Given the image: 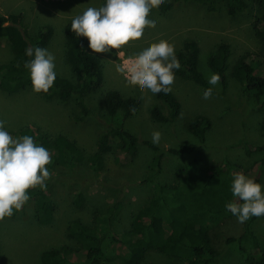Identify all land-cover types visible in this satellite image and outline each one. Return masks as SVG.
<instances>
[{
	"label": "rangeland",
	"instance_id": "374dc122",
	"mask_svg": "<svg viewBox=\"0 0 264 264\" xmlns=\"http://www.w3.org/2000/svg\"><path fill=\"white\" fill-rule=\"evenodd\" d=\"M246 1L249 8L234 16L227 11V0H217L215 10L208 2L197 0H165L159 7H153L150 14L157 16L158 22L147 24L142 36L131 37L120 49H113L110 53H96L103 62L104 81L96 93L89 95L87 102L93 114L83 121L73 119L72 114L77 111L74 103L48 101L43 98L42 92L35 93L31 87L13 94L0 89V120L5 122L4 126L10 133L27 125H33L49 136L64 133L81 146L87 157L98 150L100 137L109 124L117 126L124 122L122 111L111 116L103 106L102 94L112 89L118 90L124 96H134L140 100L138 110L125 126L141 140L136 156L130 157L121 150L119 140L113 137L111 150L105 154V166L99 173H94L87 164L73 170L57 165L46 166L50 172V178L45 181L46 190L54 200L56 218L50 225H40L35 218L34 202H30L17 217L0 220V264H41V253L48 247L62 242L75 245L67 231L70 219L79 217L87 226L97 229V214L107 211L117 200L122 206L116 229L122 233L135 223V215L151 200L157 184H176L181 167L195 159L206 169L230 161L239 166L236 173L242 172L264 185V151L255 150L264 146V111L232 75L233 66L242 55L258 53L262 49L254 27L258 9L254 0ZM103 2L0 0V15L22 14L33 35L44 25L53 26L54 35L47 49L55 56V71L62 76L72 77L65 54L66 24L85 8L99 7ZM166 3H174V6L164 11ZM159 39L173 43L176 53L182 50L186 41H196L200 47L199 68L206 77L213 73L208 65L209 56L217 51L220 43L228 44L232 52L227 70L228 85L223 86L220 81L212 86L213 92L208 99L202 97L203 87L199 84L175 76L171 91L181 102V113L173 123L155 121L151 115L152 108L158 106L166 113L169 109L167 104L157 94L142 90L138 84L129 81L115 67L117 63L133 57L136 50L146 43ZM11 58L8 41L0 39V62ZM198 114L207 115L212 121L204 142L188 129V124ZM154 130L161 133V139L156 144L158 150L143 142L151 141ZM182 145L194 149L180 155L170 151ZM247 145L251 147V153L247 152ZM160 155L162 167L156 176H151V164ZM72 175L77 176L74 181ZM79 192L86 196L81 208L74 204ZM245 222L251 224L264 247V216L251 217ZM244 223H238L235 217H231L211 230L214 245L222 251V255L212 264H248L254 260L256 252L252 251L250 243L238 241ZM228 237L237 240L227 243ZM104 249L112 258L124 253L121 245L109 239L105 240ZM142 264L188 262L151 251Z\"/></svg>",
	"mask_w": 264,
	"mask_h": 264
},
{
	"label": "trees",
	"instance_id": "16d2710c",
	"mask_svg": "<svg viewBox=\"0 0 264 264\" xmlns=\"http://www.w3.org/2000/svg\"><path fill=\"white\" fill-rule=\"evenodd\" d=\"M197 1L208 2L212 10L216 9L217 0ZM254 2L258 9L254 27L262 49L258 53L247 52L242 55L234 64L232 75L264 111V0ZM173 6L174 3H166L163 10H169ZM248 8L249 2L246 0H227V11L231 16ZM71 20L65 27V54L72 77L56 72L53 86L47 93L42 92V96L48 101L74 103L77 111L72 117L79 122L93 114L87 100L89 95L102 87L104 69L102 59L88 49L87 38L76 37L70 30ZM53 35L54 28L51 25H44L37 33L31 34L22 14L0 15V39L8 41L12 55L9 61L0 62V89L13 94L31 87L28 70L24 67L25 61L31 58L25 55V49L35 46L47 48ZM231 54L230 46L220 43L217 51L208 59L209 67L219 74L223 86L228 85L227 70ZM176 55L181 67L175 70V76L188 78L203 89L212 87L207 84V77L199 68L200 47L196 41H186ZM157 96L169 109L165 113L160 107L154 106L151 110L152 118L158 122L173 123L181 113V102L172 91L168 94L161 92ZM102 98L103 106L111 116L119 111L124 113V122L117 126L109 124L100 137L98 150L88 157L81 146L64 133L49 136L39 132L33 125H27L11 134L31 135L35 142L44 146L51 156V163L46 165L48 167L57 165L73 170L87 164L94 173H99L105 166V154L111 150L113 137L119 140L121 150L130 157L136 156L138 143L141 141L125 126L126 121L138 110L140 100L134 96H124L113 89L102 94ZM211 127V119L204 114L196 115L188 124L189 131L201 142L205 141ZM262 129L264 131V119ZM143 142L155 150L159 149L149 140ZM193 149L194 147L182 145L180 148H171L170 151L180 155ZM246 149L248 153L252 152L249 145ZM255 150L264 151V146ZM161 167L162 155L156 157L151 164V176H156ZM237 169V164L227 160L218 167L207 169L196 159L185 164L179 170L176 184H157L151 200L135 215V223L122 233L116 229L122 206L119 200L107 211L97 214V229L87 226L81 218L74 217L69 220L67 231L75 245L62 242L48 247L41 253V264H142L151 251L161 252L172 259L186 260L188 264H212L222 255V251L214 245L210 233L223 220L234 217L224 205L234 199L230 182ZM76 177L72 175L71 179L74 181ZM28 193L30 199L21 209L34 202L36 221L40 225L52 224L56 218V206L46 188L29 189ZM85 200V194L79 192L74 198V204L81 208ZM20 210L14 211L13 218L17 217ZM106 239L121 245L124 248L123 255L110 257L104 249ZM235 240L237 239L234 237H228L227 243ZM242 240L248 241L252 251L256 252L254 260L248 264H264V247L249 222L244 223L238 241Z\"/></svg>",
	"mask_w": 264,
	"mask_h": 264
},
{
	"label": "clouds",
	"instance_id": "9594fccd",
	"mask_svg": "<svg viewBox=\"0 0 264 264\" xmlns=\"http://www.w3.org/2000/svg\"><path fill=\"white\" fill-rule=\"evenodd\" d=\"M165 0H104L99 7H87L71 20L70 30L76 37H86L87 47L93 53H110L120 49L131 37L142 36L147 24H156L158 17L150 14L153 7H159ZM25 61L32 91L47 93L53 86L57 73L55 56L47 48L35 46L26 48ZM126 78L148 90L153 95L172 90L175 70L181 65L175 45L167 39L146 43L137 49L129 60L115 65ZM206 82L216 86L220 82L218 73H210ZM213 87L202 90V97L208 99ZM5 122L0 120V220L11 217L30 199L28 190L37 186L43 190L50 178L46 165L51 163L49 151L34 141L31 135L13 136ZM161 139L159 130L151 134L153 144ZM233 200L224 207L244 223L251 217L264 216V185L242 172L233 176L230 182Z\"/></svg>",
	"mask_w": 264,
	"mask_h": 264
}]
</instances>
